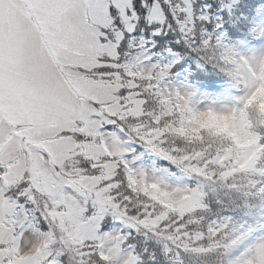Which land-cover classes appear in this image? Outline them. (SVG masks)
Masks as SVG:
<instances>
[{
  "label": "snow or ice",
  "instance_id": "snow-or-ice-1",
  "mask_svg": "<svg viewBox=\"0 0 264 264\" xmlns=\"http://www.w3.org/2000/svg\"><path fill=\"white\" fill-rule=\"evenodd\" d=\"M238 3L0 0V264H264V118L239 107L261 52L218 34ZM156 47L225 74L236 103L196 109ZM223 114L243 141L196 119ZM130 142L176 182L131 167Z\"/></svg>",
  "mask_w": 264,
  "mask_h": 264
},
{
  "label": "rangeland",
  "instance_id": "rangeland-1",
  "mask_svg": "<svg viewBox=\"0 0 264 264\" xmlns=\"http://www.w3.org/2000/svg\"><path fill=\"white\" fill-rule=\"evenodd\" d=\"M255 24H264V7L261 16L256 20ZM224 32H221L223 33V38L226 37ZM227 44L231 45L239 56H249L259 54L260 52L264 51V37L257 38L254 36L253 39H239L236 46H234V43L231 41H227ZM177 61L178 55L175 52L168 51L167 53L159 56L157 59L152 56L149 63L158 64L160 66L167 65L169 72V69ZM167 81L168 80L164 79L163 85L169 89H175L181 93L190 94L191 103L196 109H204L206 107L221 108L223 106L231 107L236 103L235 97L239 95L237 90L233 88L232 82H224L223 84H219L211 92L203 83H189L186 79V74L182 71L175 76L170 85H167ZM199 123L202 128L214 126L217 127L221 133L228 132L230 133V136L232 135L230 127L226 124L218 123L212 120H205ZM210 133L213 134L212 131ZM126 148L130 149V151L126 153V156L132 160L131 167L140 168L148 174L155 175H162L165 172H171L174 173V175L170 177L169 182H176L177 177H179L180 174L176 171H172L166 161L163 162L162 159L156 157L145 148H141L140 151H136L135 143H128Z\"/></svg>",
  "mask_w": 264,
  "mask_h": 264
},
{
  "label": "trees",
  "instance_id": "trees-1",
  "mask_svg": "<svg viewBox=\"0 0 264 264\" xmlns=\"http://www.w3.org/2000/svg\"><path fill=\"white\" fill-rule=\"evenodd\" d=\"M263 7L264 0H239V3L235 6L234 15L235 17H240L244 22L226 23L224 27L218 30V34L225 30V42L231 41L234 43V46L238 44L239 39H253L255 35L250 29L253 25H256V20L261 16ZM241 14H243V16H241ZM164 44L168 48L172 47L166 40ZM152 51L154 53L153 57L156 59L168 52L161 47H156ZM172 52L178 55V61L169 69L168 75L165 77V80H168V84L172 82L180 71H184L185 74H187L190 82L203 83L210 90H213L217 85L223 84L224 82H231L225 74L219 72L217 69H213L210 65L202 63L197 58L185 54L179 47L172 49ZM216 128L217 127L211 126L205 129L209 132L212 131L213 134L216 135L230 136V133H221L218 128ZM232 136L233 135H231V137ZM141 148L144 147L136 144V151H140ZM171 170L176 171L175 169Z\"/></svg>",
  "mask_w": 264,
  "mask_h": 264
},
{
  "label": "clouds",
  "instance_id": "clouds-1",
  "mask_svg": "<svg viewBox=\"0 0 264 264\" xmlns=\"http://www.w3.org/2000/svg\"><path fill=\"white\" fill-rule=\"evenodd\" d=\"M252 82L254 87L245 94L239 104L241 112H246L251 123L255 126L262 118H264V52H261L257 59L254 60L252 68ZM198 122L212 120L218 123L226 124L230 127L233 137L238 141H243L244 137L240 134V130L232 126V117L229 114L219 116L202 115L196 117Z\"/></svg>",
  "mask_w": 264,
  "mask_h": 264
}]
</instances>
